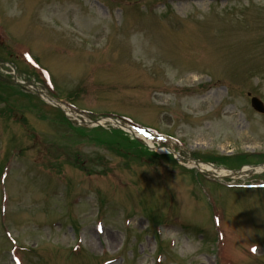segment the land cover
I'll return each instance as SVG.
<instances>
[{"label": "rangeland", "instance_id": "rangeland-1", "mask_svg": "<svg viewBox=\"0 0 264 264\" xmlns=\"http://www.w3.org/2000/svg\"><path fill=\"white\" fill-rule=\"evenodd\" d=\"M0 33L2 44L20 45L37 62L31 68L0 47L8 61L0 79L13 68L86 118L128 116L179 138L182 155L219 166L264 157V113L247 95L264 100V0H0ZM41 69L49 90L37 79ZM13 91L0 83V169L8 168L0 264H13L4 228L27 247L23 264H95L102 248L103 257H123L113 264H151L160 244L163 264H214L251 242L264 264V189H218L219 202L204 185L225 218L222 253L187 166L121 145L120 131L70 129L59 108ZM255 172L244 166L234 177ZM147 218L163 220L158 235ZM77 238L81 250L72 253Z\"/></svg>", "mask_w": 264, "mask_h": 264}, {"label": "bare ground", "instance_id": "bare-ground-1", "mask_svg": "<svg viewBox=\"0 0 264 264\" xmlns=\"http://www.w3.org/2000/svg\"><path fill=\"white\" fill-rule=\"evenodd\" d=\"M228 116H230V115H228ZM165 149H160V151H164ZM199 167H204V168H208V166L207 165H204V164H200L199 165ZM257 168H259V169H264V164L263 165H261V166H258Z\"/></svg>", "mask_w": 264, "mask_h": 264}, {"label": "water", "instance_id": "water-1", "mask_svg": "<svg viewBox=\"0 0 264 264\" xmlns=\"http://www.w3.org/2000/svg\"><path fill=\"white\" fill-rule=\"evenodd\" d=\"M255 106L258 107V108H260V105L258 103H256V102H255Z\"/></svg>", "mask_w": 264, "mask_h": 264}]
</instances>
